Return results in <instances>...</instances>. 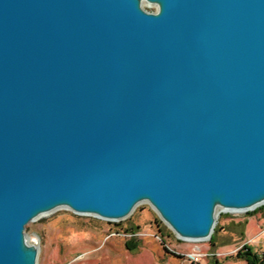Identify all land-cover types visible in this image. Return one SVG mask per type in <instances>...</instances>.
Masks as SVG:
<instances>
[{
	"label": "water",
	"instance_id": "95a60500",
	"mask_svg": "<svg viewBox=\"0 0 264 264\" xmlns=\"http://www.w3.org/2000/svg\"><path fill=\"white\" fill-rule=\"evenodd\" d=\"M141 202L194 241L264 205V0H0V264Z\"/></svg>",
	"mask_w": 264,
	"mask_h": 264
},
{
	"label": "rangeland",
	"instance_id": "374dc122",
	"mask_svg": "<svg viewBox=\"0 0 264 264\" xmlns=\"http://www.w3.org/2000/svg\"><path fill=\"white\" fill-rule=\"evenodd\" d=\"M25 235L39 245L37 264H248L235 255L245 244L264 251V205L218 213L204 241L180 239L147 202L116 221L61 208L29 222Z\"/></svg>",
	"mask_w": 264,
	"mask_h": 264
},
{
	"label": "trees",
	"instance_id": "16d2710c",
	"mask_svg": "<svg viewBox=\"0 0 264 264\" xmlns=\"http://www.w3.org/2000/svg\"><path fill=\"white\" fill-rule=\"evenodd\" d=\"M235 259H241L248 264H264V251L254 252L250 246L245 244L235 255ZM216 264H219L218 262Z\"/></svg>",
	"mask_w": 264,
	"mask_h": 264
},
{
	"label": "built area",
	"instance_id": "2783aa9c",
	"mask_svg": "<svg viewBox=\"0 0 264 264\" xmlns=\"http://www.w3.org/2000/svg\"><path fill=\"white\" fill-rule=\"evenodd\" d=\"M193 261H198L199 260V257L197 255L194 254V256L191 258Z\"/></svg>",
	"mask_w": 264,
	"mask_h": 264
},
{
	"label": "bare ground",
	"instance_id": "6f19581e",
	"mask_svg": "<svg viewBox=\"0 0 264 264\" xmlns=\"http://www.w3.org/2000/svg\"><path fill=\"white\" fill-rule=\"evenodd\" d=\"M142 203H144V202H141L140 204H142ZM140 204H138L137 206H139ZM65 209H69V208H65ZM56 210H58V209H56ZM91 216H95V215H91ZM95 217L100 218V217H98V216H95ZM101 219H103V218H101ZM191 241H192V240H191Z\"/></svg>",
	"mask_w": 264,
	"mask_h": 264
}]
</instances>
